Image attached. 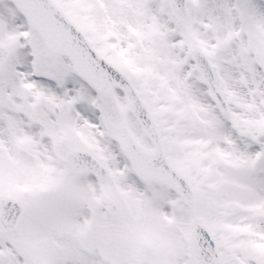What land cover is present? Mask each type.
Segmentation results:
<instances>
[{
    "label": "snow or ice",
    "instance_id": "snow-or-ice-1",
    "mask_svg": "<svg viewBox=\"0 0 264 264\" xmlns=\"http://www.w3.org/2000/svg\"><path fill=\"white\" fill-rule=\"evenodd\" d=\"M0 264H264V0H0Z\"/></svg>",
    "mask_w": 264,
    "mask_h": 264
}]
</instances>
